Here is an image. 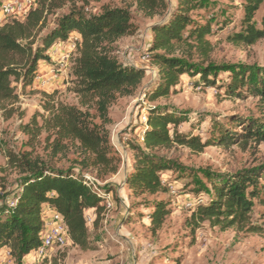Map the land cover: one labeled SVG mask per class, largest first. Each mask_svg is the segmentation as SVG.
I'll return each instance as SVG.
<instances>
[{
    "label": "trees",
    "instance_id": "1",
    "mask_svg": "<svg viewBox=\"0 0 264 264\" xmlns=\"http://www.w3.org/2000/svg\"><path fill=\"white\" fill-rule=\"evenodd\" d=\"M3 1L0 0V7ZM132 1L136 10L148 18L163 15L167 10L165 0ZM243 3L244 28L231 41L250 46L264 40V18L259 29L252 24L264 0H243ZM203 9L202 0H176L175 11L169 20L152 27L149 52L153 54L158 79L145 96L147 102L168 98L175 93L185 75H189L192 81L197 79L198 83L192 82L196 86L214 85L221 68L190 65L184 60L192 59L193 50L201 58L209 53L210 44L206 37L211 34L210 25L207 22L195 24L192 18L193 13ZM45 12L43 7L30 10L23 22L14 19L0 26V110L17 103V86H20L21 93L32 86L39 64L50 60L49 50L54 45L71 41L76 48L70 68L71 92L78 99L79 108L55 102L53 95L42 94L45 97L42 107L47 116H41L40 125L33 120L32 126L24 129L29 146L41 132L46 134V160L33 157L32 152L20 156L8 154L7 165L24 178L14 197L6 202L7 209H0V252L10 250L11 255L21 261L41 244L44 208L62 217L72 246L81 251L95 250L88 233L86 213L93 212L92 225L96 228L104 217L103 198L87 185L85 177L91 176L96 183L107 186L109 184L105 182L118 172L121 160L110 145L107 129L111 124L109 109L119 98L133 96L145 75L140 68L124 65L115 53L114 45L118 40L136 34L131 13L126 7H105L99 15L71 11L36 44ZM72 34H76V40ZM186 48L189 52L183 50ZM223 71L230 73L224 91L227 97H254L264 111V68L254 71L225 68ZM91 110L99 120L97 126L90 122ZM146 115L143 149L132 147L133 165L125 179V187L136 199L169 192L165 172L171 169V165L159 156L160 151L179 146L200 153L211 145L198 137L178 132L181 120L166 109L148 107ZM231 125L230 130H221L222 134L216 140L219 145L264 143V116L255 120L237 119ZM235 129L239 131L233 132ZM72 148L78 159L77 169H57L54 161L59 156L66 157ZM216 179L210 183L206 202L194 204L187 221L192 229L209 222L221 229L240 227L250 233L262 231L251 226L250 214L256 205L264 209V164ZM102 192L108 194L110 190ZM169 213L167 202H155L152 212L147 215L152 233L160 229ZM39 264L62 263L60 258H54L42 260Z\"/></svg>",
    "mask_w": 264,
    "mask_h": 264
},
{
    "label": "rangeland",
    "instance_id": "2",
    "mask_svg": "<svg viewBox=\"0 0 264 264\" xmlns=\"http://www.w3.org/2000/svg\"><path fill=\"white\" fill-rule=\"evenodd\" d=\"M202 2L205 4V9L193 13L192 18L195 24L203 25L207 22L210 25L211 34L206 37L210 44L209 53L201 58L193 50L192 59L184 60L190 65L214 66L221 68L222 71L219 72L213 86H196L192 82L199 81L197 79L192 81L189 75H185L180 79L175 93L166 99L150 103L145 96L158 79V69L152 61L153 54L149 52L151 29L169 20L175 11L176 0H165L166 12L152 18L145 17L137 11L136 4L132 0H35L30 10L41 7L46 9L44 24L35 39L36 44H39L41 39L56 27L62 16L71 11L99 15L105 7H126L131 13L136 34L118 40L114 49L120 62L140 68L145 75L133 96L119 98L109 109L111 120V124L107 126L109 142L121 160L116 173L118 174L116 182L125 185L126 176L133 165L132 147L143 149L144 125L140 122V116L147 112L148 107L168 110L181 120L177 128L178 132L189 137H198L211 145L200 153L179 146L158 153L171 165V169L165 172L169 192L155 196L145 195L136 199L132 198L124 187V195L128 197L127 205L122 210V221L125 222L126 231L124 234L118 233L127 239V241L119 239L123 249L119 244L114 243L113 236H116L115 229L119 224L116 222L105 230L89 233L91 241H94L92 243L95 250L81 251L66 240L61 248L53 246L46 249L43 256L34 264L54 258H60L62 264H264L262 207L256 205L250 214V224L261 228L262 231L259 233H250L240 227L221 229L209 222L201 223L198 228L192 229L187 223L194 204L206 202L210 183L216 182V178L264 164V143L255 145L249 142L246 145L239 143L221 146L216 141L222 134L221 130L232 128V121L255 120L264 116L258 99L250 96L236 99L225 95V86L230 80V73L223 71L225 68H239L244 71L264 68V40L250 46L231 41V38L242 33L244 28L243 0H202ZM26 14L16 13L7 18H0V26L14 19L23 22ZM262 18H264V4L254 15L252 24L255 28H260ZM67 43L64 44L65 47L57 62L50 58L46 63L41 62L38 67L39 71L41 66L49 63V68L58 70L56 71L58 79L47 88L32 84L23 93L20 86H17V103L6 110H0L1 210L7 209L6 202L14 197L24 178L23 174L7 165L8 154L20 156L22 153L32 152L33 157L38 156L46 160L47 151L44 141L46 134L41 132L32 146H29V138L24 132L26 126H32L33 120L40 125L41 116H47L42 107L45 102L42 94L53 95L55 102L79 108L78 99L71 92L70 68L75 51H71ZM58 45L63 46L62 43L54 45L49 50V57H52V49L54 50ZM186 49L183 50L189 52V49ZM65 54L67 59L62 61ZM37 76H39L38 72ZM89 113L90 122L95 126L99 125L95 112L91 110ZM238 131L239 129H235L233 132ZM57 159L54 161L57 169L63 171L68 168L77 169L78 159L74 148L67 152L66 157L59 156ZM95 186L101 191H113L115 198V190L110 183L106 186L98 182ZM111 197L113 200L112 195ZM161 200L168 203L170 213L160 229L152 233L147 215L152 212L155 202ZM117 206L118 209L121 208L120 201ZM87 216L92 219V222L87 224L89 232L94 218L92 215ZM108 234L112 236L111 241L108 239ZM26 262L27 259L21 261L12 256V264H29Z\"/></svg>",
    "mask_w": 264,
    "mask_h": 264
},
{
    "label": "built area",
    "instance_id": "3",
    "mask_svg": "<svg viewBox=\"0 0 264 264\" xmlns=\"http://www.w3.org/2000/svg\"><path fill=\"white\" fill-rule=\"evenodd\" d=\"M34 4H35V0H4L0 7V18L1 19L7 18L16 13L18 15L25 14L33 7ZM67 44L70 47L71 51L76 50L75 44L73 42ZM54 50L52 49V54L55 53ZM66 59L67 56L65 54L62 57V61ZM53 73L56 74V71H54ZM52 79H54V77L48 78L47 80H43V83H47ZM146 121H147V115L146 113H144L140 116V122L145 126ZM85 178L87 181V185L92 186V188L96 191L97 195L103 198L102 205L104 206V209L106 211L112 209L114 204L111 195L109 193L106 194L102 192L100 189H98L95 186L96 182L93 177L86 176ZM43 215H44V227H43L41 244L32 254H30L27 257L28 262L26 263L29 264H34L35 262H37L40 259V257L43 256L44 251L46 249L53 246L61 248L66 243V239H65L66 228L64 226L62 217L53 211H51V214L48 217H45L44 213ZM86 222L87 224L91 223L92 219L86 216ZM0 264H12V255L10 250L6 249L0 252Z\"/></svg>",
    "mask_w": 264,
    "mask_h": 264
},
{
    "label": "crops",
    "instance_id": "4",
    "mask_svg": "<svg viewBox=\"0 0 264 264\" xmlns=\"http://www.w3.org/2000/svg\"><path fill=\"white\" fill-rule=\"evenodd\" d=\"M73 38L76 40L77 39V36L76 34H74ZM65 43H62L63 46H60L58 45L57 48H55V53L53 55H51L52 57L51 60L53 61H58L59 60V55L60 53L63 51V47H65L64 45ZM52 62V61H51ZM61 61H59V65L62 67V64L60 63ZM49 64V63H48ZM48 64H44V66H41V68L39 69L38 73H39V76L36 77V79L34 80L33 84L35 85H38V86H45L47 88V86H51V84H53V82H55L57 79H58V75H56L55 73H53L55 70L49 68ZM56 71H58L56 69ZM51 77H54V79L50 80L48 83H43V79H48V78H51ZM118 177V174H115L114 176H112L111 178H109L105 183L107 184H111L115 190V198H114V193L113 191L110 190V195L113 196V200H114V206L112 209L108 210V211H105L104 212V217L103 219L101 220L100 224H99V227L96 228L97 230H95V228H93L92 226L89 228V232L90 233L91 231L93 232H97V231H101L102 229L105 230L106 227L110 226V225H113L114 223L116 222H119V224H117L116 226V229H115V235L116 236H113L114 237V243L115 244H119L120 247L123 249L122 247V244H120L119 242V239L121 238L123 241H127L126 238H123V236L119 235L118 233H122L124 234V232L126 231V225H125V222L122 221V218H123V209L125 208V205H127V201H128V197L125 194V185L122 183H118L116 182V179ZM122 186V189H120ZM118 194H120L121 196H118ZM122 199H121V198ZM120 201V206L121 208L119 207L118 209V206L117 204L119 203ZM124 199V200H123ZM43 213L45 214V217H48L50 216L51 214V211L47 208H44L43 210ZM86 215H92L93 218H94V214L92 211H88L86 213ZM101 229V230H100ZM125 229V230H124ZM108 239L111 241V234H108ZM65 239L68 240L67 238V234H65ZM93 241V240H92ZM94 242V241H93ZM106 243V240L104 241ZM97 244V242H96Z\"/></svg>",
    "mask_w": 264,
    "mask_h": 264
}]
</instances>
